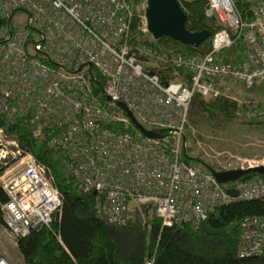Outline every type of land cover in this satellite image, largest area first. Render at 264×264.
<instances>
[{"label": "built area", "instance_id": "2783aa9c", "mask_svg": "<svg viewBox=\"0 0 264 264\" xmlns=\"http://www.w3.org/2000/svg\"><path fill=\"white\" fill-rule=\"evenodd\" d=\"M176 1L186 14L195 0ZM247 1L250 18L244 20L236 0H204V18L217 30L209 36L210 48L195 55L166 41L131 47L147 29L145 11L136 14L130 0H0V187L7 196L0 202V264H14L8 246L16 247L20 237L59 221L55 214L61 215L63 203L49 167L8 136L6 129L19 120L47 132L48 146L63 153L80 191L93 194L96 212L109 223L124 224L137 209L146 226L148 209L162 227H181L232 202L264 204L263 177L220 183L210 168L185 156L195 95L239 102L217 83H264V0ZM134 17L139 20L132 33ZM239 40L245 61L218 57ZM145 65L161 66L162 74ZM102 96L110 98L107 104ZM117 102L158 136L142 134ZM237 114L263 118L264 101ZM252 165L242 160L237 167L213 170ZM263 251L264 213L247 216L238 255Z\"/></svg>", "mask_w": 264, "mask_h": 264}, {"label": "trees", "instance_id": "16d2710c", "mask_svg": "<svg viewBox=\"0 0 264 264\" xmlns=\"http://www.w3.org/2000/svg\"><path fill=\"white\" fill-rule=\"evenodd\" d=\"M138 14L136 3L130 0ZM204 0H195L187 6L186 27L190 31L208 29L213 34L217 28L208 23L203 15ZM237 9L244 20L250 18L247 0H236ZM138 17L132 22L135 33ZM139 32L132 40L131 47L137 43L155 46L160 41L171 42L176 51L201 55L210 48V37L194 48L181 44L169 37L148 39ZM240 46V40L231 47L220 51L218 57L225 62H233L227 50ZM145 70L162 74L159 65H145ZM96 92L101 83H94ZM101 101L107 104L102 96ZM196 104L202 113L222 119L235 118L237 110L248 106L224 96L214 99L195 95ZM3 118L0 116V125ZM133 130L134 128L131 127ZM10 138L19 146L31 152L35 158L49 167L53 174L54 185L62 196V210L59 221H53L50 228L42 227L30 231L17 241V251L24 264H264V251L259 256L240 257L238 242L241 223L247 216L264 213V204L260 200H241L221 206L211 212L208 218L197 224L181 227H162L159 219L145 210L146 226L134 209L124 224H112L100 216L94 206L93 194L82 193L73 175L67 168V159L57 149L47 144V132L38 125L25 127L17 121L7 129ZM194 161L195 158H189ZM197 160V159H196ZM207 168L215 169L213 165ZM3 167L0 165V172ZM263 175L249 173L243 177ZM7 199L0 187V202ZM3 225L0 209V226ZM59 237V238H58Z\"/></svg>", "mask_w": 264, "mask_h": 264}, {"label": "rangeland", "instance_id": "374dc122", "mask_svg": "<svg viewBox=\"0 0 264 264\" xmlns=\"http://www.w3.org/2000/svg\"><path fill=\"white\" fill-rule=\"evenodd\" d=\"M146 0H138L137 12L144 15ZM23 18V16H21ZM144 38H153L146 33ZM236 61L247 59V50L243 43L233 49L227 50ZM217 83V86L234 96L240 103L247 105L264 101V83L251 87L243 82L228 79ZM230 84V86H229ZM222 119L202 113L193 101L188 111L187 150L185 156L195 158L194 164L213 165L215 169L237 167L242 160H249L255 164L264 163V117L246 118L235 114V118ZM197 159V160H196ZM2 227L0 226V231ZM9 257L14 264H24L17 248L8 246Z\"/></svg>", "mask_w": 264, "mask_h": 264}, {"label": "water", "instance_id": "95a60500", "mask_svg": "<svg viewBox=\"0 0 264 264\" xmlns=\"http://www.w3.org/2000/svg\"><path fill=\"white\" fill-rule=\"evenodd\" d=\"M146 29L153 39L169 37L181 44L189 45L194 48L200 46L210 35L208 29L201 31H190L186 27L187 15L180 8L176 0H147L145 9ZM106 100H110L106 97ZM117 105L125 112L133 126L142 134L148 137H157L158 134L152 130L143 127L134 117L132 112L127 108L124 102H117ZM217 181L227 183L234 181L246 174L257 173L264 176V163L252 165L246 168H235L216 171L211 169ZM231 195H236V190L229 188L227 190ZM56 220L61 215L55 214Z\"/></svg>", "mask_w": 264, "mask_h": 264}]
</instances>
